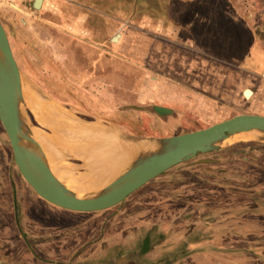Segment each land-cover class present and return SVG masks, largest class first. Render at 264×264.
<instances>
[{"label": "rangeland", "instance_id": "374dc122", "mask_svg": "<svg viewBox=\"0 0 264 264\" xmlns=\"http://www.w3.org/2000/svg\"><path fill=\"white\" fill-rule=\"evenodd\" d=\"M44 2L36 9L33 0H0V20L21 71L24 117L55 175L80 193L77 183L85 187L83 181L111 177L112 172L87 161L84 149L77 147L80 132L56 118L52 107L65 109L75 121L110 125L129 143L140 137L158 138L152 121L139 112L154 109L151 103L135 102V75L123 74L118 60L105 62L112 69L101 66L94 73H110L112 82L122 76L123 86L93 83L86 77L77 81L70 70H62L61 59L69 62L72 54L61 55V50L76 45L71 33H89L80 20L92 6H86V0H80L81 5L71 0ZM106 4L112 51L124 39L120 34L134 36L133 43L136 33H143V39L137 38L147 54H158L161 38L152 36L157 26L150 16L180 29L179 42L186 40L183 33L197 36L190 38L195 41L191 47L200 53L176 45L171 63L181 68L188 56L201 68H194L187 80L200 83L192 88L203 92L201 97L209 101L207 113L215 119L182 130L204 128L241 113L264 115V0ZM89 38L96 44L102 40ZM159 46L163 53L158 58L165 64L167 46L165 42ZM152 54L143 61L149 68ZM246 90L252 92L250 97ZM56 93L65 100H58ZM237 97L238 103L232 101ZM210 101L216 109H211ZM0 264H264V140L226 141L215 151L166 170L114 207L75 212L46 201L26 181L0 121Z\"/></svg>", "mask_w": 264, "mask_h": 264}, {"label": "water", "instance_id": "95a60500", "mask_svg": "<svg viewBox=\"0 0 264 264\" xmlns=\"http://www.w3.org/2000/svg\"><path fill=\"white\" fill-rule=\"evenodd\" d=\"M33 7L37 8L36 3ZM21 79L20 67L0 20V121L15 163L40 197L69 211L95 212L114 207L166 170L219 149L221 144L239 133L256 130L259 135L253 139L264 140V115L255 113L237 114L181 134L130 139L136 143L135 153L119 174L113 177L104 175L100 186L88 184L79 193L55 175L34 138L22 111Z\"/></svg>", "mask_w": 264, "mask_h": 264}, {"label": "crops", "instance_id": "0c3cea01", "mask_svg": "<svg viewBox=\"0 0 264 264\" xmlns=\"http://www.w3.org/2000/svg\"><path fill=\"white\" fill-rule=\"evenodd\" d=\"M60 1L68 2V0H60ZM76 1L71 0V3H74L75 5H81V3L79 2L80 0H76ZM86 1H87L86 6H92V10L89 13V15L86 16V19H81L80 21L86 22L87 30L89 33H71L76 38V41H74L76 45L72 47V49H70L69 51H63L65 49L61 50V55H64L65 54L64 52L66 53L70 52V54H72V60H69V62L66 59L64 60L61 59L60 68H62V70H66V69L70 70L71 74L74 76V78L77 79V81L82 82V79L86 77V78H90V80L93 81V83L95 80H97L98 82L109 86L112 84L116 86H123L124 77L122 76L118 79L117 82H112L110 73L108 74L104 72L102 74L94 73L96 69L101 70V66L104 67V69H112L111 64L109 63L106 64L105 62L111 61L112 59L118 60L123 65V68L120 69V71L123 74L127 76L130 74L135 75L134 84H133L136 87L135 88L136 90L134 91L135 102L137 103L144 102L146 104L151 103L154 112L148 113L147 112L148 110L145 109H140L139 112H140V117L152 121V124L155 128L154 129L155 136L157 137L159 136L164 137V136H171L175 134L185 133L186 131L182 130L183 127L187 128L191 126H196L197 124L200 123V121L207 122L215 119L212 118L213 117L212 114L207 113L208 111H210V109L207 107L208 106L207 102L209 101H207L208 99H206V97H201V94L203 92L192 88V86L200 85V83H198L197 81L196 83L195 82L190 83V81L187 80L188 79L187 77L192 78L193 74L190 73L191 72L193 73L194 68L195 70H199V71L201 70V68L197 66L195 61H192L191 58L188 56H184L181 68L172 67L173 63H171L174 60L173 55H175L176 45H181L183 48L189 50L191 53L199 51L198 49L191 47L194 46L193 44V42H195L194 39H192L193 41H190L191 37L194 38L197 36H192L191 33H183L184 36H181V38L186 40L185 41L181 40L179 42L177 40H179V34H180L179 32L181 31L180 29L170 28L167 26L168 24L164 21V19L159 17L152 18V16H150L151 23L155 27L157 26V28L153 29V31H155L156 33L153 34L151 33L152 36L153 37L157 36L161 38V41H159V43L156 45L158 49L157 52L158 54L155 53L147 54L148 49L144 48V42L137 38L139 36V38L143 39L144 37L143 33H136L135 41L133 43H132V37L134 38V36L132 35L129 36L127 33H125V36H123L124 33L120 34V37H124V39L116 46L117 50L112 51L111 48L112 45L110 42L112 33H110L111 28L109 25V22L111 20V13L109 12V8H107L108 7L106 4L107 0H86ZM43 2L44 0H42V4ZM116 11L117 10H115V12ZM195 34L197 33H194V35ZM80 35H84L88 38L87 39L82 38ZM96 36L99 39L100 38L102 39L98 42L99 44H96L95 42L88 40L90 39L89 37H96ZM28 42L31 44V40H29ZM164 42L167 46L166 47L167 53H165L167 55V61L165 64L164 63L162 64V62L158 58L159 54L163 53L160 52L159 44L162 46ZM129 44H131V46ZM199 48L201 50V47ZM252 50L255 51L256 50L255 47H253ZM127 51L129 52L126 53ZM198 53H200V51ZM151 54L153 56L152 59L153 62L151 63V67L149 68L145 66L143 61L145 57ZM197 62H200V60ZM191 63H193L192 68L190 66ZM249 68H254V64L251 65ZM164 70L167 71L166 74L163 72ZM176 70H179L178 75L181 76H178L176 74ZM150 74L152 77L151 80L149 79ZM175 75L177 76V78L174 77ZM93 83L91 84L93 85ZM148 86L151 87L150 90L147 89ZM56 95L58 100H65L64 97H59L58 93H56ZM232 101H236L238 103L240 101V98L237 97ZM213 104L214 106H211L212 110L217 108V104L216 103ZM83 121L84 120H78V124H76L75 127L76 129H72L74 127L73 123H67V124L69 125L68 126L69 128L72 126L71 128L72 130H75L77 132H82L80 131L84 129L81 128L82 124L83 123L86 124ZM94 122L95 120H89L87 121V124L88 123L94 124ZM96 123L101 124L100 122H95V124ZM102 125L104 126V124ZM106 127H109L110 130H115V129H111L112 127H110V125H106ZM115 131H117V129ZM79 137H80L78 139L79 144L77 147L82 150L84 149L83 151L86 152L85 158L87 159V161L91 160L89 163H91L93 167L97 166L103 171H107L109 169H113L117 167L116 160L117 157L119 156L118 150L107 148V146H104L102 142H99L100 140L98 139L94 140V137H90L89 139L91 140H89L88 138L83 137L81 133ZM91 141L92 143H94L95 141V144L98 143L99 145L96 144L95 147H91L90 146ZM81 145L85 148H82ZM93 145L94 144H92V146ZM89 147H91L92 150L91 154L89 152L90 150ZM93 148H95V150H93ZM78 156L81 155L78 154ZM114 156L115 159L113 158ZM113 159L114 161L112 162ZM212 161H217V160L214 159ZM212 161L209 163L210 165L213 163ZM85 167H87L89 171L88 163L87 166ZM102 178L99 179L87 178L88 180L86 183L85 181H83V179L82 181L84 182V184L100 186L103 182Z\"/></svg>", "mask_w": 264, "mask_h": 264}, {"label": "bare ground", "instance_id": "6f19581e", "mask_svg": "<svg viewBox=\"0 0 264 264\" xmlns=\"http://www.w3.org/2000/svg\"><path fill=\"white\" fill-rule=\"evenodd\" d=\"M34 3H36V5H37V8L36 9L41 8L42 0H34ZM21 90H22V80H21ZM30 92L33 93V94L31 93L33 96L36 93L34 90H31ZM251 93L252 92L250 90H246L245 96L246 97H250L251 96ZM22 94H23V90H22ZM23 96H24V94H23ZM51 111L54 112V114L56 115V118H58L60 121H65V123H73L74 124L73 125L74 127L72 129H76L75 127H76V124H78V121H75V119L71 116V114L68 113L65 109L64 110H61V109H59L58 107L55 106V109L52 107ZM95 122H97V121H95ZM95 122H94V124H90L92 122H90L88 124H87V122H85L86 124L83 123L81 128H84V129L80 130V131H82L80 133L85 138H88L89 139L90 137H94V140H97V139L100 140L99 142H102L104 144V146H107V148H111V149L118 150V155H119L118 157L119 158L117 157V160H116L117 161V167L116 168H113V169L107 170V172L108 171L109 172L110 171L112 172V176L111 177L116 176L117 174H119V172L121 171V169L126 165L127 161L134 155L136 143L133 140L130 143L127 142L126 139H123L120 136V134L118 133V131L110 130L109 127H106L107 124L104 125L107 128L106 129L102 124H97V123L95 124ZM33 135H34V138L36 139L34 133H33ZM258 135H259V133L256 130H253V131H249V132L239 133V134H237V136L234 135L233 136V139H235V138L236 139H239V138H250V137L254 138V137H257ZM233 139H230V140H233ZM89 140H91V139H89ZM90 144H91L90 145L91 147H95V145L98 144V143L95 144V141H94V143H92V141H91ZM92 144H94V145L92 146ZM91 147H89L90 154H91V151H92L91 150ZM93 150H95V148H93ZM113 158L115 159V156ZM114 159L112 160V162L114 161ZM102 177H104V176H102ZM102 177H99L98 176L96 178L99 179V178H102ZM60 180L63 181L62 179H60ZM102 181H103V178H102ZM75 182H73V183H75ZM95 187H97V186H95ZM77 188H78L77 189L78 191H79V189L81 191V190L84 189V185L77 183Z\"/></svg>", "mask_w": 264, "mask_h": 264}, {"label": "flooded vegetation", "instance_id": "af4514ba", "mask_svg": "<svg viewBox=\"0 0 264 264\" xmlns=\"http://www.w3.org/2000/svg\"><path fill=\"white\" fill-rule=\"evenodd\" d=\"M204 160H206V159H204Z\"/></svg>", "mask_w": 264, "mask_h": 264}]
</instances>
